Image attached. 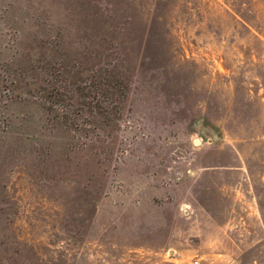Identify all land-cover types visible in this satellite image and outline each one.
<instances>
[{
  "label": "rangeland",
  "instance_id": "obj_1",
  "mask_svg": "<svg viewBox=\"0 0 264 264\" xmlns=\"http://www.w3.org/2000/svg\"><path fill=\"white\" fill-rule=\"evenodd\" d=\"M264 264V0H0V264Z\"/></svg>",
  "mask_w": 264,
  "mask_h": 264
},
{
  "label": "built area",
  "instance_id": "obj_2",
  "mask_svg": "<svg viewBox=\"0 0 264 264\" xmlns=\"http://www.w3.org/2000/svg\"><path fill=\"white\" fill-rule=\"evenodd\" d=\"M195 264H198V262H195Z\"/></svg>",
  "mask_w": 264,
  "mask_h": 264
}]
</instances>
